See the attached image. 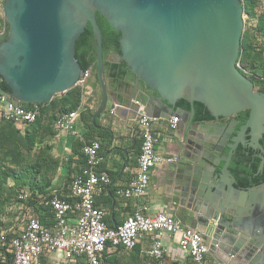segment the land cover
Segmentation results:
<instances>
[{"label": "water", "instance_id": "obj_1", "mask_svg": "<svg viewBox=\"0 0 264 264\" xmlns=\"http://www.w3.org/2000/svg\"><path fill=\"white\" fill-rule=\"evenodd\" d=\"M1 12L9 28L0 41V79L24 103L48 102L77 85L84 70L75 45L90 24L102 91L94 118L108 98L95 12L102 14L120 33L116 63L124 61L134 75L124 101L116 99V110L133 121L142 114L161 120L174 144L177 159L165 166L166 207L201 234L217 260L264 264V204L252 202L253 216L243 217L226 195L264 183L239 186L229 168L238 147L256 152L258 171L264 165V90L237 66L241 0H3ZM180 99L190 109L177 105ZM194 102L212 116L208 137L199 134L203 123L194 117ZM242 110L248 118L237 126L229 118ZM175 114L180 120L171 128Z\"/></svg>", "mask_w": 264, "mask_h": 264}, {"label": "built area", "instance_id": "obj_2", "mask_svg": "<svg viewBox=\"0 0 264 264\" xmlns=\"http://www.w3.org/2000/svg\"><path fill=\"white\" fill-rule=\"evenodd\" d=\"M242 2V0H241ZM243 4V2H242ZM1 33V31H0ZM237 66L241 69L238 58ZM89 69L79 77L77 85L85 88ZM83 97L79 107L62 114L54 127L61 131L76 134V119L83 105ZM114 107L110 109L114 111ZM37 111L24 108L9 93L0 89V118L19 124L31 123ZM155 120L144 114L138 118L141 137L140 152L137 158L136 171L124 189L119 193L124 198L143 196L149 186L152 169L159 164L175 161V156L162 157L156 151L158 137L152 129ZM178 121L172 116L168 125L174 128ZM82 140L83 137L81 136ZM101 144L98 140H83L82 153L85 165L73 176L69 195L72 200L54 195L47 203L51 206L54 223L52 228L44 226L37 217H28L20 232L12 236L9 242L5 236L1 246L9 248L11 260L9 264H40L42 255L47 251L61 250L63 257L74 264H104L103 255L107 248L116 247L130 251L136 246L141 236L149 234L152 241L147 254L163 264L167 255L164 239L169 238L183 252L190 255L198 264L205 263L209 253L207 244L201 234L190 227L184 226L173 215L165 212L145 214L140 206L134 209L120 224L108 226L105 212L95 204V199L110 182L106 170H97L103 161L100 153ZM19 198L26 199L27 194ZM214 264H228L218 261Z\"/></svg>", "mask_w": 264, "mask_h": 264}, {"label": "crops", "instance_id": "obj_3", "mask_svg": "<svg viewBox=\"0 0 264 264\" xmlns=\"http://www.w3.org/2000/svg\"><path fill=\"white\" fill-rule=\"evenodd\" d=\"M0 37L4 33V25H1ZM109 62H112L110 59ZM105 86L107 91V103L103 112L95 118L93 115L96 113L102 97V91L99 80L94 70L90 72L85 82L83 105L79 109V115L76 121V134L67 131H61L54 128L52 135H48L43 141V147H49L50 154L58 159V166L54 170L53 185L51 189L52 195L59 197H69L70 184L73 176L84 166L83 159L80 157L81 149L78 150L77 144L80 137L85 136L86 132L88 138L98 140L101 144L100 153L103 155V161L98 165L97 170H106L110 177V182L105 187V190L96 197L95 204L105 212V221L108 226L112 227L120 224L129 214H131L137 206L142 208L145 214H155L157 212H165L173 215V212L166 207L165 199L163 197L164 184L166 180L165 166L167 163L156 165L150 174L149 186L146 193L137 198H124L120 195L119 190L124 189L126 184L130 181L136 171L137 158L140 152L141 137L138 125V118L131 120L128 115L123 114L120 110H116L119 102L124 101L123 94L131 88V81L134 75H127L120 77L118 80H113L109 77L107 69L105 68ZM120 93V94H119ZM123 93V94H122ZM114 107V111L110 109ZM122 107V106H121ZM87 113L85 121L82 118V113ZM174 116H180L175 114ZM177 121V122H178ZM199 121V120H198ZM201 136L208 137L211 135L212 127L208 126L207 122L213 123L214 121L201 120ZM87 124L91 125L86 127ZM21 127L20 125H18ZM152 129L158 137L156 144V151L162 157L175 156L174 144L163 134L164 128L162 127L161 120L152 121ZM81 140V139H80ZM79 140V141H80ZM42 147V145H41ZM76 149V150H75ZM175 159V160H176ZM25 192H20L24 194ZM26 194V193H25ZM230 198V205L238 210L243 216L252 217V202L256 200L264 204V183L250 188L247 192L232 191L226 193ZM42 197H37L36 206L25 205L26 199H21L20 202H12L11 204L4 205L3 207L11 208L18 205L16 221L11 217L8 219L0 220V260H6V252L9 248L1 246L2 236L10 234L14 236L18 234L28 217H37L44 226L52 228L54 223L53 217L49 219L45 215V209L41 208L44 202ZM43 202V203H42ZM16 215V213H15ZM174 216V215H173ZM152 236L145 234L140 237L136 247L137 251H130L137 259L143 254L146 255L150 248ZM164 246L166 256L171 260H184L186 253L183 252L173 241L169 238L164 239ZM124 250H112L107 248L104 252V258L118 257L120 264H132L130 260L122 253H130ZM11 253V252H9ZM217 256L220 254L217 252ZM103 258V259H104ZM102 259V260H103ZM214 257V253H208L205 264H214L218 262ZM104 263V261H103ZM40 264H68V261L63 257L61 251H47L41 257ZM74 264V263H69ZM203 264V263H202Z\"/></svg>", "mask_w": 264, "mask_h": 264}, {"label": "trees", "instance_id": "obj_4", "mask_svg": "<svg viewBox=\"0 0 264 264\" xmlns=\"http://www.w3.org/2000/svg\"><path fill=\"white\" fill-rule=\"evenodd\" d=\"M242 2L243 13L247 17L244 20L241 53L239 55L241 70L243 73L246 71L250 74V77H247L253 83L264 87V0H242ZM2 3L3 0H0V29L2 28L1 25H4V33L1 35L0 41L6 38L9 28L1 12ZM95 17L101 30L102 52L105 59L104 66L107 69L109 77L113 80H118L120 77L131 75L132 73L126 68L124 61L113 63L106 59L109 51L120 52L118 44L120 33L113 30L106 18L99 12H95ZM250 24L252 25V29L249 28ZM255 32L259 34V37H257ZM75 58L84 71L87 69L95 70L97 55L95 39L90 24H88L76 41ZM0 89L10 94L8 86L2 79H0ZM83 95L84 88L80 85H75L64 93L55 95L50 101L45 103L19 102L24 108L37 111L35 120L31 123L25 122V124H19L21 127L13 121L6 120L2 117L0 118V210L4 208V205H9L12 202H20L19 193L24 191L27 194L25 205L36 206L37 197H42L40 199L44 202V205L42 204L41 208L45 209L46 217L49 219L53 217L52 208L47 201L54 196L50 190L54 188L53 174L59 162L57 158L50 154L49 147H43L42 141L48 135L53 134L54 124L62 114L79 107ZM177 105L186 109H190L191 106L185 99H180ZM193 106L196 119H212V116L203 104L194 102ZM244 112L242 113V118L246 119L248 111ZM81 115L84 121L86 117L88 118L85 112ZM86 127L91 128V125L87 124ZM79 140L77 147L78 150L81 149L79 153L84 163L85 156L82 153L83 140L88 142L92 139L88 138L86 132L85 136L83 135V139ZM261 182H264V171L245 186L259 184ZM61 198L72 200L70 196ZM40 221L42 222L43 220L40 219ZM11 237L10 234L5 235L6 244ZM1 249H5V247ZM112 250L120 251L124 249L116 247ZM134 250L137 251L138 247L134 246L130 251L132 252ZM131 252L122 254H125L132 264H159L161 262L150 257L148 254H143L135 259L133 256L135 254ZM5 256L6 260H0V264L10 263L11 253L6 252ZM103 261L104 264H120L118 257H113L112 259L104 258ZM163 264L198 263L194 262L191 256L186 254L184 260H171L165 256Z\"/></svg>", "mask_w": 264, "mask_h": 264}, {"label": "flooded vegetation", "instance_id": "obj_5", "mask_svg": "<svg viewBox=\"0 0 264 264\" xmlns=\"http://www.w3.org/2000/svg\"><path fill=\"white\" fill-rule=\"evenodd\" d=\"M116 54H117L116 52L109 51L106 55V59L107 60L110 59L113 63H116L118 60L116 57ZM254 86L259 88L260 90H264V87H260L259 85H256V83H254ZM244 111H248V110H242L238 112L237 114L230 117L229 120L237 121V126L242 125V123L245 122L248 118V114H247L246 119L242 118V113ZM223 120L226 121V119H223ZM261 143L264 146V134L261 137ZM259 161L260 160L256 156V152L254 150L249 149L248 152L245 154V150L242 149L241 147H238L237 153L235 157L233 158L232 163L229 167L231 172L236 177L237 185L245 186L248 183L252 182L253 179L256 178L258 175L262 174V172L264 171V165H263L262 170L258 171ZM256 162L257 164L255 165ZM254 165H255V168L253 169Z\"/></svg>", "mask_w": 264, "mask_h": 264}, {"label": "rangeland", "instance_id": "obj_6", "mask_svg": "<svg viewBox=\"0 0 264 264\" xmlns=\"http://www.w3.org/2000/svg\"><path fill=\"white\" fill-rule=\"evenodd\" d=\"M243 17H244V20L246 19V14H244L243 13ZM252 25L250 24L249 25V28L250 29H252V27H251ZM256 33V35H257V37H259V34L257 33V32H255ZM245 73V75L246 76H249L250 74L249 73H247L246 71L244 72ZM250 77V76H249ZM10 183H11V181H10ZM17 206L18 205H14V206H12L11 208H9V207H6V208H3V209H1L0 210V220L2 219V221H3V219H8L9 217H11L14 221H16V217H17V212L18 211H16V210H18V208H17ZM15 213H16V215H15ZM1 228H4V227H1L0 226V229Z\"/></svg>", "mask_w": 264, "mask_h": 264}]
</instances>
